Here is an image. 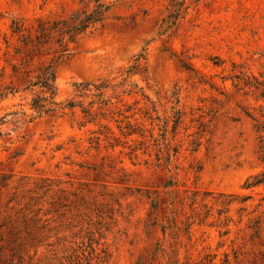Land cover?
Masks as SVG:
<instances>
[{"label": "rangeland", "instance_id": "rangeland-1", "mask_svg": "<svg viewBox=\"0 0 264 264\" xmlns=\"http://www.w3.org/2000/svg\"><path fill=\"white\" fill-rule=\"evenodd\" d=\"M169 1L120 0L119 19L70 43L57 69L65 98L143 54L129 77L143 94L119 105L141 134L75 111L0 140V264H264V184L244 187L263 170L264 100L230 78L264 72V0H187L164 31ZM75 2L0 0V87L11 19L30 26Z\"/></svg>", "mask_w": 264, "mask_h": 264}, {"label": "trees", "instance_id": "trees-1", "mask_svg": "<svg viewBox=\"0 0 264 264\" xmlns=\"http://www.w3.org/2000/svg\"><path fill=\"white\" fill-rule=\"evenodd\" d=\"M119 3L120 0H77L70 10L62 6L58 17H37L30 26L24 25L20 19H11L9 31L14 42L9 43L5 39L3 51L4 56L11 58L8 60L10 80L0 87V102L8 99H18V102L7 107L8 110L0 115V140H10L17 128L46 115H65L75 111L83 118L81 125L95 123L109 134L113 131L102 121L115 123L124 137L141 132L140 128L138 131L134 127L140 123L131 122L135 113L124 115L119 105L126 107L125 110L128 111L130 106L123 96L143 94L142 88L129 79L135 66L144 58L143 54L138 55L121 78L74 82L71 92L65 98H60L56 82L58 66L70 54L69 44L103 26L109 19H119L114 11ZM169 7V19L165 21L167 25L164 31L186 14L189 5L187 0H170ZM230 78L235 87L249 88L256 99L264 100V72H260L258 76L248 73L242 77ZM14 106L16 108L12 109ZM262 110L264 111V107ZM3 126H7V130H2ZM256 130L261 132L258 135L257 149L263 170L246 179L244 187L249 189L264 184V121L258 122ZM104 138L109 140L111 137L104 134ZM94 139L97 141L99 137ZM6 140L4 143L8 142ZM3 146L9 148L6 144Z\"/></svg>", "mask_w": 264, "mask_h": 264}]
</instances>
